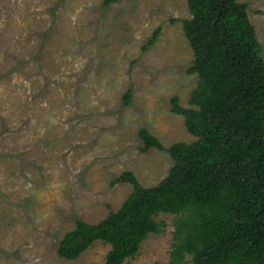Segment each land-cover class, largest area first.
Segmentation results:
<instances>
[{
    "label": "rangeland",
    "instance_id": "rangeland-1",
    "mask_svg": "<svg viewBox=\"0 0 264 264\" xmlns=\"http://www.w3.org/2000/svg\"><path fill=\"white\" fill-rule=\"evenodd\" d=\"M239 1L264 58V0ZM190 17L188 0H0V264H104L110 244L69 260L60 240L122 205L133 188L114 182L124 171L144 186L168 174L166 150H141L142 127L166 147L197 138L171 102L190 106L198 82ZM157 219L166 230L124 264L170 261L175 217Z\"/></svg>",
    "mask_w": 264,
    "mask_h": 264
},
{
    "label": "trees",
    "instance_id": "trees-1",
    "mask_svg": "<svg viewBox=\"0 0 264 264\" xmlns=\"http://www.w3.org/2000/svg\"><path fill=\"white\" fill-rule=\"evenodd\" d=\"M188 3L183 29L194 51L188 72L198 82L190 106L178 95L171 102L197 138L166 147L142 127L141 150H166L168 174L154 186L130 170L116 177L133 185L122 205L97 223L78 220L60 240L59 256L75 260L102 241L111 246L104 264H124L149 234L166 230V220L157 219L165 213L175 217L171 259L153 264H264V58L256 27L239 0ZM130 99L127 90L124 104Z\"/></svg>",
    "mask_w": 264,
    "mask_h": 264
}]
</instances>
